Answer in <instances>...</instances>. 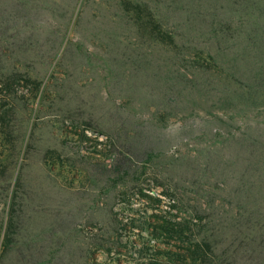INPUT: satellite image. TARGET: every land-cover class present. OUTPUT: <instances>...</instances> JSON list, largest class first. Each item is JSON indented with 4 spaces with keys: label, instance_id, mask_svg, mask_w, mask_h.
<instances>
[{
    "label": "rangeland",
    "instance_id": "rangeland-1",
    "mask_svg": "<svg viewBox=\"0 0 264 264\" xmlns=\"http://www.w3.org/2000/svg\"><path fill=\"white\" fill-rule=\"evenodd\" d=\"M193 246L264 264V0H0V264Z\"/></svg>",
    "mask_w": 264,
    "mask_h": 264
},
{
    "label": "trees",
    "instance_id": "trees-1",
    "mask_svg": "<svg viewBox=\"0 0 264 264\" xmlns=\"http://www.w3.org/2000/svg\"><path fill=\"white\" fill-rule=\"evenodd\" d=\"M135 9L137 10V12L138 11H140V10H142V8H141V6H139V5H137V6H135ZM153 15V14H152ZM134 16H135V18H137V19H143V17H140L139 16V14L137 13V14H135L134 13ZM153 18H154V16H152ZM156 18H154V20H155ZM141 26H146V24H140ZM13 84H18V82L17 81H14V83ZM10 85V87H13V85L10 83L9 84ZM174 224H176V223H171V222H169L168 224L166 223L165 225H164V227H162L164 230H166L167 232H170V230L172 229V228H174ZM168 225V226H167ZM200 247L199 246H197L195 249H194V246L193 247H191V248H189V251H190V255H183L184 257H185V261L187 260V262H191L192 264H198V263H200L202 260V257H204V254L203 253H200ZM171 255V259L173 258V256L172 255H174V253H171L170 254ZM177 256H178V254H176ZM174 261V260H173Z\"/></svg>",
    "mask_w": 264,
    "mask_h": 264
}]
</instances>
